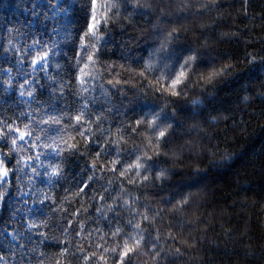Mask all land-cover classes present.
I'll list each match as a JSON object with an SVG mask.
<instances>
[{
	"label": "trees",
	"instance_id": "16d2710c",
	"mask_svg": "<svg viewBox=\"0 0 264 264\" xmlns=\"http://www.w3.org/2000/svg\"><path fill=\"white\" fill-rule=\"evenodd\" d=\"M206 2L192 0L190 15L179 12L160 25L178 30L170 50L201 55L185 93L170 96L156 90L160 72L147 68L149 63L159 67L158 11L134 12L121 4L118 15L109 13L83 91L79 70L91 63L86 59L91 49L82 52L81 44L92 22V0H0V124L22 130L27 124L33 136L24 146L40 144L14 153L6 166L15 167L19 156L41 154L32 165L40 175L21 164L23 171L10 173L8 183L0 185L6 192L0 200V264H85L86 252L99 255L97 244L123 243L127 237L111 236L117 226L135 235L126 223L133 219V207L159 215L145 223L152 235L131 264H155L151 244L157 234L158 249H180L161 264H264V0H216L209 11L197 13ZM34 40L46 47L56 43L45 71H32L31 60L41 51L29 49ZM210 65L231 69L205 85L200 75ZM26 79L34 83L23 91L34 90L32 96L20 95ZM161 109L175 116L162 121L172 123L174 131L146 174L154 177L167 169L168 176L129 184L135 173L121 177L120 172L147 151V140L155 135L146 123L136 127V121H151ZM193 111L202 113L196 120L204 135L187 131ZM49 117L60 123H37ZM61 138L76 149L68 150ZM46 144L63 151L55 156ZM9 147L10 141L0 144V150ZM54 167L61 174L47 175ZM184 199L189 203L177 208ZM30 223L37 227L29 229ZM81 246L85 252L78 251ZM106 255L108 264H116L117 254Z\"/></svg>",
	"mask_w": 264,
	"mask_h": 264
},
{
	"label": "snow or ice",
	"instance_id": "6c2138e0",
	"mask_svg": "<svg viewBox=\"0 0 264 264\" xmlns=\"http://www.w3.org/2000/svg\"><path fill=\"white\" fill-rule=\"evenodd\" d=\"M243 3H247V0H242ZM121 4L125 6L132 7L133 11L140 12H153L158 11L160 13V23L156 25L157 32L160 36L163 37L159 48L156 50L161 54L160 59L158 61L159 67L156 65L149 63L147 68L149 70L155 69L160 72V75L157 77L155 84L158 85L157 91L167 93L170 96H180L185 93V90L189 87V84L192 83V77L196 74V69L194 65L201 61V55L199 51L193 49H181V50H170V44L178 37V30L172 29L171 31L167 30V28H162L160 25L165 21L171 22L170 17L178 14L179 12H184L187 14L192 13V0H92V12H91V20L88 30L84 33V38L82 39L81 51L85 52L88 49L91 51L87 54L86 59L88 62L85 63L84 67L81 68L79 83L82 86L83 91H87L88 89L84 87L88 83L87 78L91 77L93 73L91 71H86L90 66L95 65V53L99 50L97 48V42H100L105 38L106 33L101 31L102 25H107L109 20L112 17L109 16V13H113V10H117L114 12V15H118V9ZM216 0H208L206 3H202L199 8L196 9L197 13H204L210 10V5H215ZM155 6V7H154ZM69 7H72L70 4ZM35 5L33 6V14L35 15ZM65 14H67V10H65ZM11 43V41L9 42ZM33 46H39L41 51H37L35 57L31 60L32 71H45L48 67L49 54L55 55L53 49L56 48V43H53L51 47H46L41 45L40 40H34L32 45H29V49ZM27 51V49H26ZM230 65H223L221 67L209 66V68L200 75V81H202L205 85H213L214 82L218 80V78L224 76L227 71H230ZM10 71V70H9ZM143 75V73H141ZM9 84L11 81L8 82ZM30 83L27 79L23 84H20L19 87L22 89L20 92L21 96L28 95L32 96L33 91H23L26 86H30ZM111 83V81H109ZM199 83V82H197ZM249 99L248 96H244L243 100L247 101ZM194 105L202 104L199 100L193 101ZM202 115V113L193 111L191 119L193 123L188 127V133H194L199 131L201 135H204V130L200 126L199 122L196 120L197 116ZM83 113H80L74 117L77 123H80L82 120ZM164 120H175L174 115L167 114L163 109L161 112L155 113L153 119L151 121L138 120L136 121V127L141 126L142 124H147L148 128L152 129L155 135L153 137L148 138L147 144L145 148L147 151H143L140 155L136 156V160L134 163L129 164L127 168H124L120 172L121 177H127L129 173L134 172L135 175L127 180L129 184H136L142 181H148L150 179L155 180H164L168 176L167 169H160L154 177H150L146 173H149L152 167L155 166L153 162V156L161 155L160 147L162 144H166L170 138L171 132L174 131L173 124L168 123L163 125L162 121ZM38 124H59L60 120L55 117H49L48 120H41L37 122ZM211 123H216V118H211ZM136 127L132 128V131H136ZM81 136L84 135L83 132L80 133ZM33 136V131L29 128V125H24V130L20 127H15L10 123L0 124V144L3 146H8L9 141L11 147L8 148L7 151L0 150V185L8 183V177L11 174H15L17 170L23 171V168L19 166L23 164L25 167L31 168V172L35 175H40L37 172L36 167L32 166L33 162L40 161V155H29L26 158L24 156H19L16 159V166L13 168H9L6 166L7 162L10 161L13 157V154H19L22 151L27 152L32 148L40 147L39 143L33 142L31 146L25 147L23 142L26 141L27 138H31ZM36 141L40 140L39 136H36ZM62 142L67 145L68 150L76 149L77 145L75 143L68 144L67 141ZM116 143H119L117 141ZM19 145V146H18ZM188 147H192L193 144L190 141L187 145ZM46 148H52L55 156H59L63 149L57 151L56 148L51 144L44 145ZM113 151L120 152L121 149L114 148ZM148 152H152L153 155H149ZM100 153H97L99 156ZM54 158V157H53ZM152 162V163H150ZM113 165L120 164V160H113L111 162ZM41 167L44 165L41 163ZM96 165L94 164L93 167ZM49 167H52L49 165ZM111 171H116L115 168H112ZM142 173H145L142 175ZM50 176H59L61 174V169L59 167H54L51 173H46ZM93 177H89V180H92ZM111 183V181H110ZM87 187V185H85ZM84 189L81 188V192ZM124 190L122 189V192ZM79 194V193H77ZM6 195V192H0V200H3ZM103 198V197H101ZM139 198H133L131 200L132 204H135L136 200ZM124 205H129V200H124ZM189 203L188 199H184L179 202L176 207L183 208L185 205ZM131 211L134 213L133 219L128 220L126 223L130 226L135 235L131 232H125L124 229L120 226H117L114 231L111 232L112 237H127L123 239V243L120 245H116L113 247H104L103 245L97 244L96 247L99 250V255L97 252H90L84 255L83 259L85 264H88L90 261H97V264H108V256L106 254L115 253L117 254V262L116 264H131L132 257L136 255V253L141 248L142 244L146 242L147 236H151L152 234L147 231V228L144 227L145 223L152 224L154 223L156 216L159 213H155L150 216L148 213L150 210L145 209L144 212H138L136 208H131ZM37 227L36 224L30 223L29 229ZM40 235H43L41 233ZM153 243L151 244V250H153V260L155 264H161V260L168 261L170 259V255L174 256L180 252V249L177 248L174 252L170 253L168 250L160 248L158 249V241L160 240V236L157 234L152 237ZM68 251L67 248L63 249L61 255ZM78 251L85 252V248L81 246ZM0 260H3V257L0 256ZM59 264V262H57Z\"/></svg>",
	"mask_w": 264,
	"mask_h": 264
}]
</instances>
